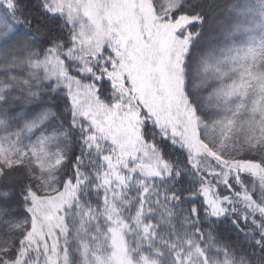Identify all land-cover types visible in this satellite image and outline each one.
Listing matches in <instances>:
<instances>
[{
	"label": "snow or ice",
	"instance_id": "snow-or-ice-1",
	"mask_svg": "<svg viewBox=\"0 0 264 264\" xmlns=\"http://www.w3.org/2000/svg\"><path fill=\"white\" fill-rule=\"evenodd\" d=\"M0 264H264V0H0Z\"/></svg>",
	"mask_w": 264,
	"mask_h": 264
},
{
	"label": "trees",
	"instance_id": "trees-1",
	"mask_svg": "<svg viewBox=\"0 0 264 264\" xmlns=\"http://www.w3.org/2000/svg\"><path fill=\"white\" fill-rule=\"evenodd\" d=\"M214 2L222 4L224 2V0H214Z\"/></svg>",
	"mask_w": 264,
	"mask_h": 264
}]
</instances>
